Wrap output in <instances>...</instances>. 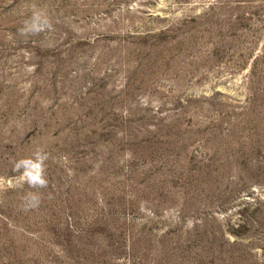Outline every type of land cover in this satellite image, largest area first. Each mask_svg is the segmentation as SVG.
<instances>
[{
	"label": "rangeland",
	"instance_id": "374dc122",
	"mask_svg": "<svg viewBox=\"0 0 264 264\" xmlns=\"http://www.w3.org/2000/svg\"><path fill=\"white\" fill-rule=\"evenodd\" d=\"M0 264H264V0H0Z\"/></svg>",
	"mask_w": 264,
	"mask_h": 264
},
{
	"label": "clouds",
	"instance_id": "9594fccd",
	"mask_svg": "<svg viewBox=\"0 0 264 264\" xmlns=\"http://www.w3.org/2000/svg\"><path fill=\"white\" fill-rule=\"evenodd\" d=\"M43 24H47L44 21ZM38 25L33 21L32 24L26 25L25 31H35ZM47 154L40 149L34 151L31 156L23 157L16 160L13 164V170L20 173L22 182L27 183L30 187H44L47 183L44 177V162ZM30 207L38 204V198L35 195L27 197Z\"/></svg>",
	"mask_w": 264,
	"mask_h": 264
}]
</instances>
